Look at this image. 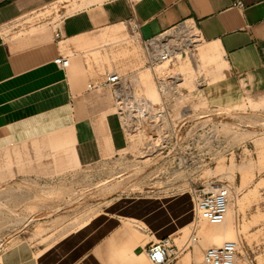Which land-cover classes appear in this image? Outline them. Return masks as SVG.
<instances>
[{
    "label": "crops",
    "instance_id": "crops-1",
    "mask_svg": "<svg viewBox=\"0 0 264 264\" xmlns=\"http://www.w3.org/2000/svg\"><path fill=\"white\" fill-rule=\"evenodd\" d=\"M237 1L0 0V175L11 183L16 177L5 187L20 195L18 206H34L25 181L37 161L48 169L83 167L127 148L118 116L87 88L101 72L86 59L124 23L135 20L148 38L194 22L201 45L217 48V60L201 70L193 89L211 104L234 105L244 92L264 89V0H242V8ZM47 7L54 8L50 20H40ZM59 54L70 56L66 68L53 61ZM192 212L190 194L125 195L37 252L8 248L0 264H152L148 246L174 240ZM169 264L197 263L182 255Z\"/></svg>",
    "mask_w": 264,
    "mask_h": 264
},
{
    "label": "rangeland",
    "instance_id": "rangeland-1",
    "mask_svg": "<svg viewBox=\"0 0 264 264\" xmlns=\"http://www.w3.org/2000/svg\"><path fill=\"white\" fill-rule=\"evenodd\" d=\"M53 10H40V20H50ZM104 42L108 44L90 50L86 57L89 63L91 56L99 73L114 67L122 72L138 68L142 90L147 92V82L157 90L152 73L143 67L142 45L133 35L130 22ZM208 47L198 46L200 62L196 55L180 59L171 69L180 72L182 144L177 171L169 172L172 159L149 156L144 148L146 141L136 138L120 154L106 156L88 166L53 163L48 169L43 165L46 161H37V169L25 181L34 189L26 192L34 206L19 207L20 195L6 192L9 188L5 187L6 183L17 184L16 177L11 183L8 176L0 175V253L18 245L37 252L119 197L177 191L190 194L192 185L213 181L230 187L225 221L212 224L192 212L191 223L174 240L170 237L171 243L180 249V256L193 258L199 264L205 248L235 240L236 264H264V89L244 92L234 105L206 101L200 96V89H193L201 70L217 60V53L206 54ZM93 94V101L104 105L102 109L114 112L108 89L95 90ZM141 224L133 222L132 226L142 230ZM193 234L195 241L191 239Z\"/></svg>",
    "mask_w": 264,
    "mask_h": 264
},
{
    "label": "built area",
    "instance_id": "built-area-1",
    "mask_svg": "<svg viewBox=\"0 0 264 264\" xmlns=\"http://www.w3.org/2000/svg\"><path fill=\"white\" fill-rule=\"evenodd\" d=\"M240 8L244 7L238 0ZM133 35L140 40L144 66L150 70L156 83L158 99H153L142 90L138 68L127 72L113 68L101 72V76L88 82V90L108 89L114 113L118 116L126 144L136 138L146 141V154L165 156L173 163L169 172L180 168V72L171 71L180 59L194 58L203 42L201 32L194 22L183 21L148 38H142L139 26L131 20ZM53 61L60 67L70 64V56L59 54ZM184 123L181 124V126ZM176 162V163H175ZM230 187L228 184L192 185L190 194L195 217L212 224L222 223L229 208ZM196 240V235H192ZM238 243L225 240L217 246L203 250L199 264H236ZM152 264H169L180 256L170 237L153 241L147 248Z\"/></svg>",
    "mask_w": 264,
    "mask_h": 264
},
{
    "label": "bare ground",
    "instance_id": "bare-ground-1",
    "mask_svg": "<svg viewBox=\"0 0 264 264\" xmlns=\"http://www.w3.org/2000/svg\"><path fill=\"white\" fill-rule=\"evenodd\" d=\"M206 54L207 53H212V54H214V53H217V48L216 47H214V46H209L206 50ZM219 53H221V52H219ZM211 54V55H212ZM202 55V54H201ZM210 55V56H211ZM216 56V55H215ZM213 57V56H212ZM226 63V62H225ZM147 84H148V86H147V94H148V96L149 97H151V98H153V99H158L159 98V94H158V92H157V90L155 89V87L153 86V84L151 83V82H147ZM227 214H228V212H227ZM227 214H226V217H227ZM226 219V218H225ZM225 221V220H224ZM223 221V222H224ZM219 224H221V223H219ZM224 227H226L225 225H224Z\"/></svg>",
    "mask_w": 264,
    "mask_h": 264
}]
</instances>
